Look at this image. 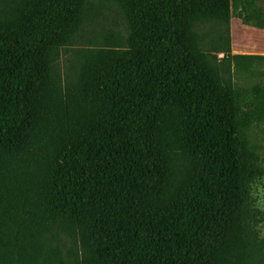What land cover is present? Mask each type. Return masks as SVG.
I'll return each mask as SVG.
<instances>
[{
	"label": "trees",
	"instance_id": "1",
	"mask_svg": "<svg viewBox=\"0 0 264 264\" xmlns=\"http://www.w3.org/2000/svg\"><path fill=\"white\" fill-rule=\"evenodd\" d=\"M235 14L264 29L257 0H0V264H264V54Z\"/></svg>",
	"mask_w": 264,
	"mask_h": 264
},
{
	"label": "rangeland",
	"instance_id": "2",
	"mask_svg": "<svg viewBox=\"0 0 264 264\" xmlns=\"http://www.w3.org/2000/svg\"><path fill=\"white\" fill-rule=\"evenodd\" d=\"M92 4H96L98 0H90ZM257 4L260 7V10L264 12V0H257ZM105 14V20H95L91 21L88 20L86 22V25L84 27V31L78 36V40L83 36V34L89 36L93 35V32H104V29H117V23L121 24V21L119 20L117 23H114L113 21V15L114 13H111L108 10L103 11ZM251 9H247L244 15H248V13H251ZM214 23H205L204 26H200L198 29L203 32H209L212 31L211 28H213ZM245 36L247 37V40L242 39L241 37ZM233 37L235 38L233 40ZM231 38H232V45L234 42H238L239 40H242L244 42V46L242 48V52L246 53H257V54H264V29L259 28L257 26L252 25L251 23H248L244 21L243 19H240L238 14H235L232 23H231ZM210 39V38H209ZM208 39V40H209ZM81 41V40H80ZM237 48H240L237 45ZM75 47H68V49L64 50V56L60 59V64L57 65V68L60 70L62 74H64L68 67V57L71 53H73ZM256 198H258L259 203L262 207H264V180H262L260 183H258L256 187Z\"/></svg>",
	"mask_w": 264,
	"mask_h": 264
},
{
	"label": "crops",
	"instance_id": "3",
	"mask_svg": "<svg viewBox=\"0 0 264 264\" xmlns=\"http://www.w3.org/2000/svg\"><path fill=\"white\" fill-rule=\"evenodd\" d=\"M242 39H244V40H247V37H245V36H242L241 37ZM235 38L233 37V40H234ZM244 42H242V40H239L237 43L236 42H234L233 43V45H232V49H233V52L234 53H244V52H242V48L241 47H243L244 46ZM237 45H242V46H239L240 48H237L238 46ZM246 53V52H245Z\"/></svg>",
	"mask_w": 264,
	"mask_h": 264
}]
</instances>
